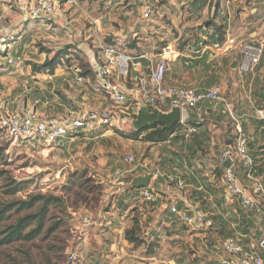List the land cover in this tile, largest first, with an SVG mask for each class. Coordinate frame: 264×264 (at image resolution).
Segmentation results:
<instances>
[{"label": "crops", "instance_id": "1", "mask_svg": "<svg viewBox=\"0 0 264 264\" xmlns=\"http://www.w3.org/2000/svg\"><path fill=\"white\" fill-rule=\"evenodd\" d=\"M149 2L155 5L151 18L166 14L178 20L177 16H203L210 9H218L225 24L222 41L230 37L247 40L264 37V0H214V5L212 0H78L77 6L62 5L52 19L47 20L31 19L25 8L10 0H0V42L4 44V52L0 53V114H30L38 120L59 122L67 117L110 108L119 112L122 120L130 118V114L136 111L135 99L144 98L152 89L150 76L159 54H156L155 46L144 47L139 54L133 53L132 48L127 51L120 48L129 33L147 34L149 28L138 24L150 21L151 18H143L145 5ZM101 4L106 7L101 8ZM129 6L138 11L141 18L132 19L130 24L133 25L128 29L122 28V19L111 21L109 18L107 22L109 16L124 15ZM189 26L196 41L181 48L173 44L177 45L179 57L171 63L165 83L200 90L220 86L224 97L232 104L233 115L223 104L211 101H201L196 108L186 110L182 128L167 141L160 142L158 154L147 155L157 162L154 169L149 170V162L144 159L135 170L137 173H155L151 188L159 192V199L156 202L143 201L138 196L141 189H130L123 205L129 212L124 216L104 215L98 223H92L95 231L90 240L87 242L85 238L79 244L82 255L78 264H140L137 261L145 255V243L130 242L126 230L138 217L143 239L153 234L155 238H162V232L159 231L158 235L157 230L179 220L168 208L170 199H176L179 208L202 207L212 219L215 213L223 219L226 211L236 207L240 213L234 214V230L248 212L238 197L226 193L218 151L233 143V132L240 123L249 135L254 136L249 150L257 161L256 165L264 164V119L256 117L257 110L264 108V49L260 63L241 74L238 69L243 57L240 49L218 52L212 47L216 42L211 40L217 30L214 26H202L200 22ZM104 36L109 37L110 44L102 41ZM109 46L131 57L126 75L118 66L108 64L104 49ZM65 50L70 54L58 57ZM9 58L13 59L12 63ZM54 59L60 62L53 71L41 67ZM82 61L90 64L93 75H81L83 69L79 62ZM99 66L108 71L100 75ZM106 81L125 95L123 103L116 104L111 94L114 89L106 85ZM110 128L120 130L116 125L103 126L95 131L82 129L56 144L65 148L68 142L75 144ZM186 128L192 129L189 136L185 135ZM176 135L180 138H175ZM153 148L157 149V146ZM238 166L239 174L250 184L245 179L242 164ZM169 175L183 179L185 186H175L171 192H166L163 187ZM256 176L264 179L263 174ZM230 202L234 203L233 207L224 206ZM258 216L262 215L247 216L251 223L248 230L240 229L228 238L246 244L264 236V228L258 226L262 219ZM83 234L86 237L87 232ZM261 254L264 258V249ZM213 257L219 263L218 248Z\"/></svg>", "mask_w": 264, "mask_h": 264}, {"label": "rangeland", "instance_id": "2", "mask_svg": "<svg viewBox=\"0 0 264 264\" xmlns=\"http://www.w3.org/2000/svg\"><path fill=\"white\" fill-rule=\"evenodd\" d=\"M214 3L212 0L211 4ZM100 6L106 7L105 4ZM109 18L111 21L115 18L122 19L124 23L122 28L126 30L133 25L130 24L132 19L137 21L141 17L138 11L135 12L129 6L124 15L109 16L107 22ZM176 18L178 20L172 15L162 14L144 22L143 25L138 24L143 28H149L147 34L129 33L120 49L127 51L132 48L133 53L139 54L144 47L155 46L156 54H160L167 45L178 44L181 48L186 47L188 43H195V37L193 38L191 32L193 30L189 25L198 22L202 23V26L210 25L214 28L225 25L218 9H210L209 13L203 16L182 15ZM158 28L162 30L159 31ZM101 38L104 43L110 44L108 36ZM119 127L120 131L126 133L122 130L121 123ZM181 128L182 123L176 131ZM108 130L90 135L75 144L68 142L65 148L55 143L48 145L38 137L16 139L0 130L1 145L7 144L6 155L9 157L8 164L0 168L9 171L17 182L28 181L26 184L28 187L19 193L10 195L1 192V197L5 201L27 199L29 195L37 194L60 197V206L51 207L49 226L53 221L64 219L59 229L49 234L44 232L31 242L0 246V264H78L82 255L79 244L85 238L87 242L90 240V235L95 231L92 223H98L99 218L104 215L108 217L115 213L124 216L129 212L123 205L131 189L132 171L138 170L139 162H143L144 159L149 162V170L154 169L157 162L147 155L158 154L161 143L147 142L145 135L130 138L114 128ZM155 146L157 149L153 148ZM128 155H134L136 162L127 161ZM225 205L233 207L234 203ZM236 213H240V209L236 207L226 211L224 217L226 219L220 218L216 221L210 233L209 230L202 231L189 227L179 220L170 226L165 224L163 228L157 230L158 235L159 231L162 232V238L158 239L156 251L146 254L149 241L156 239V235L153 234L145 243V255L143 254L142 259L139 257L137 263L218 264L213 255L218 248L219 240L226 237L221 223L230 219L232 225H236L234 216ZM214 215L213 219L220 216ZM17 217L18 214L14 215V219ZM258 217L262 219L258 226L264 228L263 216ZM84 231L87 232L86 237ZM72 254L77 255V260L70 258Z\"/></svg>", "mask_w": 264, "mask_h": 264}, {"label": "built area", "instance_id": "3", "mask_svg": "<svg viewBox=\"0 0 264 264\" xmlns=\"http://www.w3.org/2000/svg\"><path fill=\"white\" fill-rule=\"evenodd\" d=\"M18 6L25 8L31 19L47 20L52 19L58 8L62 5L77 6L78 0H10ZM155 5L146 3L143 13L144 19H150L154 13ZM207 43V38H205ZM212 47L218 52H229L232 49H240L243 57L238 64L241 74L251 71L260 63L263 49L264 37L258 36L255 39H237L230 37L225 41L215 42ZM4 52V44L0 42V53ZM198 52V51H197ZM104 55L108 59L109 65H116L124 75L128 73L131 57L113 46L104 49ZM179 57L177 45H167L158 56L157 63L152 70L150 81L152 89L144 98H142L151 107L157 106L162 110L168 111L172 106H180L184 112L190 108H196L201 101L219 102L225 106V109L232 114V104L226 100L220 86H214L206 89H196L191 87H173L165 83V76L170 69L171 63ZM12 63L13 59L9 58ZM108 70L99 66L98 72L103 75ZM106 85L112 87L109 81ZM112 97L116 104L125 101V95L112 87ZM124 112V111H123ZM136 111L130 118H134ZM233 115V114H232ZM185 116V115H184ZM256 117L264 119V108L256 112ZM122 119L119 112L113 109H100L90 111L79 117H67L63 121L52 122L48 120H38L30 114H0V130L13 138H41L48 145L58 143L61 139L71 136L78 130L95 131L103 126H120ZM184 124V118L182 120ZM191 128L185 129V135L189 136ZM254 141V136L249 135L237 123L233 132V143L224 145L218 151V161L221 166V179L230 197H238L242 205L250 210L259 213L263 212L264 206L257 196L264 200L263 180L254 174V160L250 155L249 145ZM126 160L130 163L136 162L134 155H128ZM241 163L245 170L246 181L239 174ZM118 174V172L116 173ZM175 186L183 188L185 181L174 175L167 176L164 183V190L171 192ZM140 198L147 202H156L159 199V192L151 187L140 190ZM168 208L181 222L194 227L195 229L208 231L213 228L214 221L207 212L199 206L192 209L178 207L176 199H170ZM220 250L219 264H264V258L261 250L264 249V236L256 240H250L243 244L234 238H226L220 241L218 245ZM72 260H77V255L70 256Z\"/></svg>", "mask_w": 264, "mask_h": 264}, {"label": "trees", "instance_id": "4", "mask_svg": "<svg viewBox=\"0 0 264 264\" xmlns=\"http://www.w3.org/2000/svg\"><path fill=\"white\" fill-rule=\"evenodd\" d=\"M216 29L217 30H215L211 36V40L221 42L223 40L224 27L220 26ZM69 54L70 52L65 50L60 52L58 57H61L62 55L68 56ZM59 62L60 61L57 59H54L53 61L45 62L41 67L46 68L49 71H53ZM79 67L83 69L81 73L82 76L94 74V71L88 62H79ZM179 125L180 123L173 129H165L163 125L150 126L147 129L136 132L132 135H128L119 129L116 130H118V132L121 134H126V136L130 138H138L141 135H145L144 137L147 142L160 143L167 141L171 135L175 134L176 128H178ZM175 138L180 137L176 135ZM182 139H185V137L183 136ZM196 144L198 145L199 143ZM6 150L7 144L1 145L0 140V166H5L8 164L7 161L9 157L6 155ZM250 155L254 160V155H252L251 152ZM255 162L257 161L254 160V174H263L264 178V164L256 165ZM27 182L28 181L17 182L16 179L10 175L9 171L0 168V246L10 245L16 242H31L40 237L44 232L49 234L59 229L64 221V219H59L58 221H53V224L49 226L51 219V207L60 206V197L54 195L37 194L29 195L27 199H15L11 201H5L4 198L1 197V192L10 195L19 193L28 187V185H26ZM219 203L221 202L219 201ZM258 213L259 212L255 210H250L247 213H244L242 222L237 225L235 230L230 229L232 220L228 219V221H222V223L220 222L223 232H226V237H224V239L233 236L235 231H240V229L247 231L251 225L247 216H253ZM16 214H18V217L14 219V215ZM259 214L263 216V212ZM219 217H215L213 221L216 222L220 220ZM125 235L130 242H133L137 245L147 242V239L142 238V225L138 217L134 218L132 227L126 230ZM149 242L147 254L149 252L152 253L154 250L156 251L158 248V238L150 240Z\"/></svg>", "mask_w": 264, "mask_h": 264}, {"label": "water", "instance_id": "5", "mask_svg": "<svg viewBox=\"0 0 264 264\" xmlns=\"http://www.w3.org/2000/svg\"><path fill=\"white\" fill-rule=\"evenodd\" d=\"M137 102L136 115L134 118H126L121 122L122 130L128 135L143 131L150 126L163 125L165 129H173L182 122L185 112L178 106H172L168 111L162 110L157 106L151 107L141 97L135 99ZM232 143H228L231 145ZM155 173L153 171H145L137 173L132 171L130 188L142 189L151 187ZM257 200L264 206V200L261 196H257Z\"/></svg>", "mask_w": 264, "mask_h": 264}]
</instances>
